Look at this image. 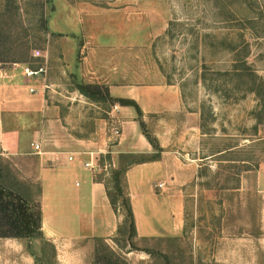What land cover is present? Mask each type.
I'll return each instance as SVG.
<instances>
[{"label": "rangeland", "instance_id": "rangeland-1", "mask_svg": "<svg viewBox=\"0 0 264 264\" xmlns=\"http://www.w3.org/2000/svg\"><path fill=\"white\" fill-rule=\"evenodd\" d=\"M71 33L82 38L79 50ZM87 43L104 51L84 69ZM0 60V69L21 68L26 76V68H43L33 76L42 80L40 88L37 81L30 86L46 98L52 117L73 111L77 125L81 116L89 126L93 118L107 121L115 104L123 106L108 99L107 82L119 67L132 83L172 84L180 92L177 113L143 119L155 136L171 124L179 138L176 160L194 167L183 187L182 232L129 240L123 223L115 248L97 240L79 264L229 263L239 254L264 264V200L257 186L258 178L264 188V0H0ZM78 83L91 84L90 91L103 97L82 94ZM22 90L35 97L28 87ZM0 97L12 99L5 90ZM41 108L28 114L3 104L9 143L32 137ZM221 149L230 150L224 158L257 157L259 172L254 164L223 160Z\"/></svg>", "mask_w": 264, "mask_h": 264}, {"label": "crops", "instance_id": "crops-1", "mask_svg": "<svg viewBox=\"0 0 264 264\" xmlns=\"http://www.w3.org/2000/svg\"><path fill=\"white\" fill-rule=\"evenodd\" d=\"M71 34L78 40L79 50V40L82 38L76 33ZM92 36L89 35V39ZM83 47L87 49V55L82 61L85 69L89 68L85 66L90 63V59H99L104 50L98 51L89 43ZM113 76V81L107 82L111 95L135 99L144 115L177 113L181 107L180 92L175 85L132 83L127 71L124 72L121 67L113 72ZM32 78L27 77L21 68L0 69V96L5 90L12 98H4L2 101L0 97V111L5 102L12 107V112L21 109L28 114H35L42 107V122L33 130L32 137L26 143L17 139L9 143L0 120L1 155L8 159L21 179L39 184L43 235L55 245L59 263L79 264L86 252L96 249L97 240L115 248L114 238L124 217L114 210L105 182L99 179L103 171H86L84 162L93 158L100 163L101 156L110 154V163L106 164L112 168L121 165L122 154H152L154 148L141 132L137 112L131 106H122L115 113L122 136L119 140H113V122L109 114L111 110L107 121L103 117L93 118L89 120L91 126L86 125L87 120L83 116L84 122L74 124L73 111L64 117H52L46 98L37 87L30 86L37 81L40 88L42 80ZM23 87H28L35 97L32 99L23 95ZM31 88L38 92H32ZM165 127L169 129L168 132H156L164 148L160 159L133 164L126 173V189L135 215L137 238L166 239L176 237L183 230L182 215L186 200L183 187L192 180L186 171L191 172L194 167L176 160L175 146L179 138L171 124L167 123ZM192 129L196 130V127ZM191 136L196 137V133H191L189 138ZM34 143L41 145V153L36 151ZM88 152H94V155ZM71 155L73 160L69 159ZM257 186L264 200V188L258 178ZM40 245V240L0 237V264H36L37 257L41 255ZM236 258L229 263L216 259L213 263L201 264H253L251 256L243 257L242 260L239 254Z\"/></svg>", "mask_w": 264, "mask_h": 264}, {"label": "trees", "instance_id": "trees-1", "mask_svg": "<svg viewBox=\"0 0 264 264\" xmlns=\"http://www.w3.org/2000/svg\"><path fill=\"white\" fill-rule=\"evenodd\" d=\"M58 35H64L60 33ZM73 36V35H72ZM80 47L82 42H79ZM2 61V60H0ZM247 65V64H246ZM91 85V84H90ZM90 85L78 83V90L92 98L100 99V91H90ZM96 90V87H95ZM109 100L119 102L123 106H131L136 109L137 118L141 132L145 135L148 141L154 148V153L150 155L144 154H122L121 165L114 167L111 170V177L105 179V173L99 176L100 180L105 182L107 193L116 212L123 214V222L129 227V240L136 237V223L133 207L131 204V198L126 189V173L128 168L133 164L145 163L150 161H156L160 159L164 148L161 146L158 138L153 135L148 129L146 122L143 119V109L140 104L132 98H116L109 94ZM230 151L228 149H221L217 152L222 155L223 160H237L244 164L253 166L258 170L260 168V159L253 156H246L245 158H224L227 157L226 153ZM111 155L101 156L100 164L104 166L106 162L110 163ZM252 161V162H250ZM251 163V164H249ZM110 170V169H109ZM33 184L37 187V194H35ZM40 186L37 183H29L19 178L11 167V163L8 159L1 155L0 145V237H11L26 240H40V256L36 259V264H55L58 263L57 249L55 245L47 240L42 231V211L39 201ZM121 224V225H122ZM120 225V226H121ZM111 251V250H110ZM166 258L167 255L162 253ZM107 258V256H105ZM110 258V257H109ZM107 261H110L108 259Z\"/></svg>", "mask_w": 264, "mask_h": 264}, {"label": "built area", "instance_id": "built-area-1", "mask_svg": "<svg viewBox=\"0 0 264 264\" xmlns=\"http://www.w3.org/2000/svg\"><path fill=\"white\" fill-rule=\"evenodd\" d=\"M44 71L43 68H40L39 70H31L30 68H26L25 69V73L27 74L28 77H33V76H39L42 72ZM32 92H35L36 89L35 88H31ZM121 109V106L119 104H115L111 111L109 112V114L111 115L112 118V122H113V126H112V135H113V140H119L122 136V129L121 126L119 125V121L117 120V116L115 115V113H117L119 110ZM36 151L38 153H41V145L39 143H34L33 144ZM91 155H94V152H88ZM70 160H73L74 157L73 155H71L69 157ZM84 166L86 168H90L93 172H101V171H107L110 167L109 164H105L104 166H102L99 162H95L94 159H90L88 161L84 162ZM160 187L162 186V184L159 185Z\"/></svg>", "mask_w": 264, "mask_h": 264}]
</instances>
